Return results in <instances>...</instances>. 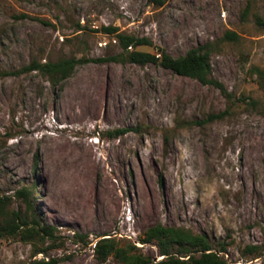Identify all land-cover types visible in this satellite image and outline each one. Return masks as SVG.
<instances>
[{
	"label": "rangeland",
	"instance_id": "1",
	"mask_svg": "<svg viewBox=\"0 0 264 264\" xmlns=\"http://www.w3.org/2000/svg\"><path fill=\"white\" fill-rule=\"evenodd\" d=\"M106 27L148 39L140 52L207 47L225 91L112 60L66 79L13 75L119 55ZM0 72L11 74L0 76V196L25 211L27 189L57 237L3 238L0 264H124L97 259L105 235L157 263L158 241L142 240L158 225L206 236L229 264H264V249H249L264 246V0H0Z\"/></svg>",
	"mask_w": 264,
	"mask_h": 264
},
{
	"label": "trees",
	"instance_id": "2",
	"mask_svg": "<svg viewBox=\"0 0 264 264\" xmlns=\"http://www.w3.org/2000/svg\"><path fill=\"white\" fill-rule=\"evenodd\" d=\"M162 3V0H158ZM104 31L108 35H113L114 40L121 49V53L112 58H101L91 60L88 58H78L76 56L62 58L59 60H48L42 63L41 60L33 61L31 64L19 70L13 75L22 73L39 72L49 76L52 80L60 77L66 79L70 77L80 64L91 61L105 62L108 60L118 62H131L140 66L149 64L160 65L173 73L198 80L204 85H214L225 91L224 86L212 78V65L210 52L207 47H198L190 50L186 55L173 57L166 51L161 50L159 54L150 52H140L138 47L150 46L148 39H139L131 35L122 33L115 27H106ZM228 36L235 40L238 36L229 33ZM11 75L9 72H0V76ZM129 130L116 131L115 135L127 133ZM16 197L22 199L26 205V210H12L11 198L0 196V240L6 237H21L26 242L35 243L36 240L44 241L56 240V229L42 222L41 216L29 197L27 189L17 191ZM98 240L95 244V255L100 261H107L113 257L124 264H229L224 256L226 248L221 247L219 252L214 251L211 243L204 235H195L188 230L181 228H166L161 225L152 228L146 234L143 244L158 241L160 254L164 258L154 263L151 258L137 252L135 245H122L114 237H106ZM111 236V235H108ZM264 249V246L250 247L251 252ZM175 251L174 253L172 251ZM48 255L46 250H37L35 255ZM55 259H40L32 264H55Z\"/></svg>",
	"mask_w": 264,
	"mask_h": 264
},
{
	"label": "bare ground",
	"instance_id": "3",
	"mask_svg": "<svg viewBox=\"0 0 264 264\" xmlns=\"http://www.w3.org/2000/svg\"><path fill=\"white\" fill-rule=\"evenodd\" d=\"M97 102H98V98H96V95L94 93H89L86 97V104H85L86 113L94 110L96 108L95 106H97ZM117 208L118 207H116V210Z\"/></svg>",
	"mask_w": 264,
	"mask_h": 264
}]
</instances>
